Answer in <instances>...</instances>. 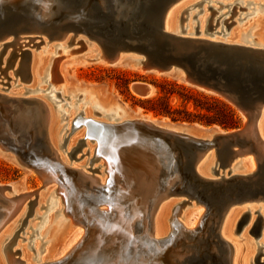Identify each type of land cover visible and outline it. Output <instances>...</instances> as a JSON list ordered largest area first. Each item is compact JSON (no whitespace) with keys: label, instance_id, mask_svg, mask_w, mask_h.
Listing matches in <instances>:
<instances>
[{"label":"bare ground","instance_id":"6f19581e","mask_svg":"<svg viewBox=\"0 0 264 264\" xmlns=\"http://www.w3.org/2000/svg\"><path fill=\"white\" fill-rule=\"evenodd\" d=\"M77 1L0 0V7L6 10L4 20L0 19V105L10 104L9 99L39 100L46 109L47 135L59 161L86 177L95 178L104 189L98 197L92 198L89 195L96 190H88L83 177L62 176L53 166L45 164L32 165L30 156L29 159L24 158L6 144L7 139L0 130V156L34 171L42 180V185L33 191L22 189L21 182L0 184L4 187L0 190V264H146L152 258L149 254L157 258L153 263L184 264L196 252L195 248L206 251L211 243L213 252L220 254V247L214 240L216 231L232 249V264H252L253 257V264H264L259 260L264 243L261 245L257 240L261 245H257L258 250L253 246L258 251L256 256H253L250 238L244 245L240 244L246 224V232L255 235L261 220L259 237L264 236V98L256 104L258 99L255 97H258L259 91L224 92L205 84H196L191 80L193 75L188 73L189 67L176 62H172L166 70L145 69L146 54L140 50L124 48L118 51L115 59H111L114 47L94 39L91 33L96 29L85 25L83 18L76 20L74 8L78 5ZM103 2L95 0L94 6L104 7ZM147 3L150 5L148 13L155 15L153 21L158 23L162 18L163 30L169 35L247 48L264 59V33L249 31L247 27H242L241 32L237 29L238 20L234 25L228 23L240 9L247 11L249 6L256 4L253 0H148ZM204 3H208L207 7ZM201 6L204 7L197 11L196 8ZM261 6L264 7V4ZM93 8L88 11H92L93 15L100 17L104 12ZM223 8H227V11H221ZM193 10L196 12L193 13ZM251 10L240 20L258 12V8ZM217 11L220 16L215 19ZM53 42L56 51L51 46ZM76 45L81 47L77 48ZM66 50L68 53H64ZM61 52L64 55H60ZM70 58H80L76 62L81 64L95 61L170 74L191 86L219 94L234 104L246 119L242 139L233 146L232 152L221 143L218 147H209L200 155L196 153L197 157L193 158L201 180L210 186L225 188L219 201L207 204L200 193H194L187 183H182L183 177L179 174L168 178L169 161L173 158L175 163L179 158L175 143L167 146L163 139L158 140L149 131L129 125L120 126L125 122L143 121L164 131L209 141L221 134L235 133L236 129L226 131L218 126L171 122L166 117L158 119L141 110L133 111L116 98L109 100L100 87L87 86L85 89L91 94L93 107L76 114L72 112L68 129L71 134L77 133L72 139L71 134H63L59 138L63 131L60 130V133L57 128V114H67L65 109L69 107L68 104L64 109L66 104L61 106L63 99H59L63 95L61 92H67L66 88L69 87L59 66L63 60ZM132 88L135 94L143 98L153 94V87L147 83L137 82ZM76 89L79 91L82 87L77 86ZM239 97H246L245 101ZM29 113V109L18 105L15 111L7 112L5 108L0 113V119L21 115L12 118L13 126L25 130L24 121H39V117L34 118ZM90 121L97 124L92 125ZM34 135L31 133L27 139L33 150L40 148ZM188 154L192 158L194 153L189 151ZM74 159L81 162H70ZM239 169L242 170L235 171ZM230 181L232 184L235 182L236 186L241 184V187L228 191ZM45 202L48 210L63 203L60 215L70 222L69 230L74 225H81L84 231L78 230L56 257V243L60 234L57 235L53 226L46 242L54 240L55 244L47 247L46 258H39L37 254L41 252L42 243L38 249L33 238L40 231L37 237L43 240L42 231L47 224L42 229L40 223L31 222ZM235 211L236 216L231 220ZM245 215L249 217L246 224L243 222ZM41 217L47 218L46 215ZM51 220L52 215L49 216ZM177 222L181 224L180 227L176 225ZM217 226L219 228L216 230ZM30 227H33L34 230L30 229L33 233L23 238L25 234L28 235ZM70 232H65L63 241ZM246 236L247 240L249 235ZM169 238V243L163 247L162 244ZM21 240L29 241V244L21 246ZM28 247L36 249L34 255ZM223 257L217 260L222 261Z\"/></svg>","mask_w":264,"mask_h":264},{"label":"water","instance_id":"95a60500","mask_svg":"<svg viewBox=\"0 0 264 264\" xmlns=\"http://www.w3.org/2000/svg\"><path fill=\"white\" fill-rule=\"evenodd\" d=\"M94 1H77L78 5L74 8L77 12L76 20L79 21L80 18H83L85 25H90V28L94 27L96 29L93 31L94 33H91L94 39L102 44L114 47V52L110 55L111 59H115L118 51L124 50V48H126L125 50H140L146 54L145 69L161 68L166 70L171 66L172 62H176L189 67L190 72L188 71V73L189 75H193L191 80L196 84H205L224 92H229L230 90L236 93L249 92L250 90L259 91L258 97H255V99H258L255 103L258 104L263 100L264 59L260 58L256 51L202 39L169 35L163 30V19L161 18L160 22L155 23L153 21V17L155 16L152 15L153 12L151 14L148 13L150 7L147 3L148 0H104V7L100 5L94 6ZM93 6L104 11L100 14V17L93 15L92 11L88 12ZM5 11L3 7H0L1 20L5 18ZM103 48H106V46L103 45ZM239 98H241V101H245L246 97ZM9 100L8 103L10 104L0 105V113L5 108L7 112L11 110L15 111L18 105H21L22 108L25 107L31 111L28 115L34 118L39 117V121H24L25 130H21L13 126L12 122V118H18L21 115L15 114L12 118L2 117L0 130H2L7 139L6 144L14 151L16 150V152L22 154L24 158L27 157L29 159L30 156L33 159L31 161L32 165L45 164L49 167L53 166L62 176L68 175V177H75L77 179L83 177V179H86L85 186L87 189L96 190L95 193L92 192L89 196L92 198L98 197L104 188L99 185L95 178L86 177L80 171L66 167L57 158L48 139L47 115L42 103L39 100L28 98ZM90 122L92 125L97 124L93 121ZM31 125L34 127H31ZM126 125L132 126L135 129L149 131L158 140L163 139L167 146L175 143V148L179 151V158L175 163H173V158L169 161L170 165L167 168V173H169L168 178L179 174L180 177H183L182 183H187L194 193H200L201 199L205 200L207 204L212 201H219L224 192L222 189L225 188H222L223 186H210L211 184H206L207 182L201 180L196 173L193 158L195 159L198 154L204 153L209 147H218L221 143L228 146L230 152H232L233 146L243 137L244 125L242 128L236 129L235 133L221 134L215 137L213 141L195 139L174 132L164 131L151 123L143 121L125 122L120 127ZM31 133L35 134L36 145L40 148L33 150L34 147H29L31 142L27 141V139H29ZM189 151H193L194 153L192 154V158H189ZM230 183V186L227 188L228 191L241 187V184L236 186L235 182L232 184V181H230ZM2 189L4 187L0 186V190ZM176 225L180 227L181 224L177 222ZM261 227L262 221L260 220L256 229V237L260 234ZM218 228L219 226H217L216 230ZM214 240L217 246L220 247V254L213 252L211 243V249L208 247L206 251H202L200 247L195 248L196 252H193V255L188 257L184 264H232V249L220 237L219 231H216ZM169 241L170 238L164 241L165 243L162 246L166 247ZM222 255L225 257H223L222 261H218L217 258L219 257L221 260ZM148 256L152 258L146 264H152L154 261H157L154 254H149Z\"/></svg>","mask_w":264,"mask_h":264},{"label":"rangeland","instance_id":"374dc122","mask_svg":"<svg viewBox=\"0 0 264 264\" xmlns=\"http://www.w3.org/2000/svg\"><path fill=\"white\" fill-rule=\"evenodd\" d=\"M224 1L228 2L230 0H224ZM253 1L256 4L249 6L250 8L247 11H242L246 9H240L239 13H235L233 19H231L228 23L234 25V23H236L238 20L237 22L238 24L236 25H238L237 29L240 30L241 32L243 29L242 27H247V30L249 31H253L255 33H261V32L264 33V7L261 6V4H264V0H253ZM216 3H215L216 7H219L218 6L219 4H216ZM207 4L208 3H204L203 5L206 6ZM204 6L197 7L196 10L199 11ZM254 8H258V12L256 14L246 17L245 20L243 21L240 20V18L244 17L245 14H247L248 12H252L251 9H254ZM229 9L230 8H228V10ZM196 10H193V13L196 12ZM224 10L227 11V8H223L221 11H224ZM209 11L210 10H208V13L212 14V11L210 12ZM217 14H218V11L214 14L215 19L219 18L220 16V13L218 15ZM214 23L217 24L216 22ZM216 29L218 30V28ZM229 29L230 28H228V30ZM218 36L220 37V35ZM54 44L55 43L53 42L51 46L56 51V47L54 46ZM75 47L80 48L81 45H76ZM58 50L59 49H57V51ZM64 53H68V51L66 50V52L64 51ZM60 55H64V54H62L61 52ZM88 55L90 54H87L86 56ZM43 56L45 55H42V57ZM70 59L71 60H68V59L63 60L59 66L60 71L64 73L67 79V83L69 85L68 87L69 89L66 88L67 92L65 93L61 92V94H63L68 99H66L65 97L62 98L63 95L59 96V99L61 98L60 100L63 99L61 106L66 104L63 107L64 109L69 106L67 109H65L68 112L67 114L65 113H64L65 115L62 113L57 114V117H58V119H56V122L58 123L57 128L59 132L60 130L61 132L63 131L62 133L60 132L61 135L59 136V138H61L63 134H66V135L71 134V130L68 129V127L70 126V119H71L72 112L76 114L77 112L85 111L84 109H88L89 107L91 109L93 107L92 106L93 99L91 97V94L86 92V89H85L87 86L100 87L103 93L106 95V97L109 100H113L114 98H116L121 103L127 105L133 111L141 110L142 113H146V114L150 113L158 119H161L162 117H166L171 122L187 123V124L195 123V124H200L204 127L218 126L220 127V129L226 130V131H231V130L242 128L243 125L246 123L245 116H243L244 114L241 113L234 104L228 102V100H226L221 95L191 86L182 80H179L175 77L173 78L172 75L170 76V74H165V73L158 74L156 72H145L142 70L130 68L128 66H123V65L113 66V65H108L105 63H101V62H95V61L93 62L89 61L86 63L82 62L83 64H81V62H76L80 58L78 59L70 58ZM137 82L150 84L153 87V94L148 98H143L135 94L132 87ZM40 86L46 87L48 85L41 84ZM77 86L82 87V89L81 90L79 89V91H77L78 90L76 89ZM21 87L22 86L18 87L17 89H20ZM12 89L17 91L16 88H12ZM37 95H43V93H37ZM70 107H73V108H70ZM166 108H167V111L169 110V112L171 113L170 115L163 113L166 110ZM208 121H211V123H209ZM76 133L71 134L70 139L75 137ZM87 140H90V139H87ZM91 143L93 142L91 141ZM88 153L89 152L87 151L86 155H88ZM70 162L72 163L77 162L78 164L81 161L79 160L75 161L74 159V160H71ZM241 170L242 169L235 170V171H241ZM31 171L32 170L30 169L26 170V168L21 167L20 165H18L13 160H10L7 157L0 156V184L21 182L20 184H21L22 189H25L26 191L37 190V188H39L42 185V180L37 173H35L34 171L31 172ZM45 197H48V195ZM45 203L44 204L42 203L41 206L38 208L37 216L33 218L31 222L37 225L40 223L41 225L39 227H41L42 229L47 224L42 231L43 236H44L43 240L37 237L40 235L41 233L40 231L36 232L34 235L35 238H33V240H35L38 245V249L40 248L41 243H42L41 252L37 254L39 255V258H42V257L46 258L48 256V252L46 251L47 247H50L51 245L55 244L54 240L52 242H46L49 239V232L51 231L53 226L56 227L55 232L57 231V235L60 234V237H59L60 239H58L59 242L56 243L57 245V248L55 251L56 257L59 256L60 253L65 249V247L69 244V242L76 235L77 231L78 230L82 231L84 228L81 225H80L81 227L74 225V227H72V229L69 230L71 228L70 222L67 221L65 217L60 215V209L64 207L63 206L64 204L60 203L57 205V207L55 205L52 209L48 210L47 202ZM234 208L236 209L235 206ZM236 213L237 212L235 211V214L233 215L231 220L234 218V216H236ZM39 215L41 216L46 215L48 220L47 218H42ZM50 215H52L51 221H49ZM248 218L249 217L245 215V221L243 222L247 223ZM35 219H38L40 221L38 222ZM246 227L248 228V224H246L244 226V229L242 230V233L244 234H242L243 237L240 241V244L244 245L247 241H250L249 240L250 238L251 243H252L251 246L252 247L254 246L258 250L257 245L259 244L262 245V243H264V239H262L264 236L261 237V239L263 240L262 242L259 235L258 237H256L250 232H246L247 231ZM30 229L34 230L33 227H30L28 229L29 231V233H27L28 235L26 236L25 234L23 238L26 239V237H30L31 235L30 233H33V231ZM67 231H71V232L67 235L66 240L63 241V237L66 236L65 232ZM245 234L249 235L247 240L245 238L247 237ZM250 235L252 237H250ZM236 237L239 239L241 238L238 236ZM28 244H29V241H23V240L20 241L21 246L28 245ZM254 247L252 248L253 253L254 254L255 252L257 253L255 255L253 254V256H256L258 254V251L256 249L254 250ZM28 249L33 253V255L35 254L36 249L34 250L29 247ZM261 254L262 255L259 258V260L260 262H264L263 260L264 259V248ZM251 261L253 264L254 257L252 258Z\"/></svg>","mask_w":264,"mask_h":264},{"label":"trees","instance_id":"16d2710c","mask_svg":"<svg viewBox=\"0 0 264 264\" xmlns=\"http://www.w3.org/2000/svg\"><path fill=\"white\" fill-rule=\"evenodd\" d=\"M167 108H166V110L163 113L170 115L171 113L169 112V110L167 111ZM208 122L211 123V121H208Z\"/></svg>","mask_w":264,"mask_h":264}]
</instances>
